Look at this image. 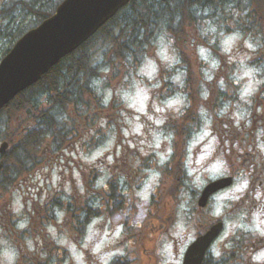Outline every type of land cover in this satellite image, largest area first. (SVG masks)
Listing matches in <instances>:
<instances>
[{
	"label": "rangeland",
	"instance_id": "1",
	"mask_svg": "<svg viewBox=\"0 0 264 264\" xmlns=\"http://www.w3.org/2000/svg\"><path fill=\"white\" fill-rule=\"evenodd\" d=\"M251 10H249V14ZM227 14L238 20L230 25L228 29L233 28L230 31L220 32L227 25V23H223L224 21L221 18H218L217 21L221 25L223 23L224 27L219 26L217 29V25L210 21L213 20L211 17L203 20L201 15V20L196 27L186 28L190 44L189 41L187 45L180 42L177 44L174 42L173 44V37L171 36L173 33L161 30L150 41L151 44L144 51L142 59L141 56L138 60L136 57L128 60L122 59L123 66L120 68H112V65L104 66L103 60L96 61V64L101 67V71L92 86L98 103L103 104L104 101V104L100 106L95 97L93 99L92 96L87 97L85 94L83 110H88V116L83 112L80 116L82 122H73L75 129L80 124L81 130L79 128L78 132L84 130L83 133L88 138H91V135L92 137L97 135L96 142L99 141V144L89 150L85 148L74 150L71 146L72 141L68 140L65 142L64 148L60 144L53 153H48L44 148L45 143L50 142L53 145L55 139L53 137L46 138L41 142L38 149L35 148L33 142L37 134L26 135L27 130L32 129L34 126L26 115H24V124L20 128H15L13 124L18 121L17 119L14 122H9L6 135L1 136L0 143L8 140L7 142L11 148L21 146L26 149L27 153L24 155L22 149L19 148V161L21 159L27 160L32 170L23 173L15 155H8L7 165L9 169L7 173L13 171L17 173V178L13 185H9L8 189H0V216L3 210V224L9 226L8 228L6 226L0 228V264H37L38 259L27 257V255L39 248V246H36L39 243V237L38 239L36 237L39 232L47 236V245L58 246L68 251L71 257L70 261H72L71 264H88L87 260L90 257L88 254L111 251L114 246L121 252L125 250L137 254L142 253L145 244L143 242L144 236L146 235L149 238L146 228L142 226L149 219L148 216L158 215L162 207L169 210L168 213L163 215V219L170 216L175 218L174 221L170 222L168 236L169 234L175 235L181 240L184 238V234H192V230L186 227L184 229L182 226L183 216L177 213V208L174 207L171 210L168 197L164 198L162 196L158 202L154 195L155 201L151 196L153 190L160 185L156 167L167 153L166 147L162 150L165 138L164 134L160 133L159 126L165 123L164 120L168 119L169 112H176L189 104L188 98L186 99L181 90L182 71L175 70L179 66V64L177 65L180 59L178 58L179 50L180 53L182 50L187 51V55L193 58V71L198 76V81L199 77L208 76L216 70L214 60L218 58L216 52H206L204 42L209 44L214 51L217 49L222 54L234 49V52L230 55H235L239 60L235 76L245 78L258 75L256 73L258 71L257 67L248 69L243 65V60L246 59L247 53L253 54L250 60L252 59V63L256 62V65H259L257 60L262 57L260 54L263 53V47L260 46L262 39L264 42V37H253L250 31L244 33L236 28L242 22L241 16H245L243 12L230 9ZM14 21H17V19ZM25 21L26 19H23L17 23L21 25ZM258 22L264 24V18L258 17ZM1 25L4 29L7 27V23L3 19H0ZM1 41H4V39L2 38ZM6 43L8 42L4 44ZM2 51L3 49H1L0 54ZM103 53V50H99L95 57H103ZM104 63L107 62L104 61ZM118 65L119 62L115 64V67ZM209 77V80L212 81L211 75ZM172 83L176 85L174 92L169 90ZM90 84L91 81L87 83V85ZM251 85L252 83H249L248 87L250 88ZM71 88L76 90L74 85H71ZM73 101L76 100L72 99L70 103L75 108L80 100L76 104ZM68 103L69 101L65 100L63 105ZM63 105L61 109L53 104H41L40 109H44L46 113H49V107L54 109L53 112L58 113L67 109ZM198 105L204 107L203 104L196 103L194 108H198ZM191 106H194L192 101ZM5 116L6 113L4 112L0 117V123H5L7 119ZM21 119L22 117L19 116V120ZM32 119L34 120L33 117ZM59 123L60 121H58ZM68 126L66 123L60 124L62 130L59 134L55 132L54 136L61 137L65 129L69 131ZM50 129L55 130L56 128ZM87 131H91L90 136ZM203 138L204 135L201 133L195 136L193 141H200ZM56 152L58 154L54 155ZM60 152H63L67 158H63ZM126 154L128 158L130 155L135 156L136 162L141 166L142 170L139 178L137 177V179L131 181L127 180L124 183L121 175L124 172L109 175L112 176L110 184L113 189V192L110 191L109 194L111 196L118 195L121 190L129 194V200L126 202H128V205L135 206L133 212L136 210L141 211V221H135L130 211L126 214L124 211L117 212L114 210V207L110 206L112 197L109 196L108 198V192L103 193L105 188L102 186L104 182L103 170L105 169L100 161L104 160L105 157L110 160L113 155L125 157ZM60 156V159H56ZM39 160L41 164L38 166ZM93 163H96L98 173L94 188H98L97 192L100 193L101 203H104V205H100V202H98L100 207L95 210L97 213L96 218L86 226L82 236H76L75 238L74 232L70 229L73 224L71 218L73 215L69 212L71 209L65 204L69 199L80 200L81 198V201H83L87 197L83 187L85 180L91 177L89 170ZM32 165L39 167L37 174H35L37 169H34L35 167ZM18 182H21V184ZM124 186L125 188H123ZM44 203H46V206L43 209ZM152 203H154V206H151ZM29 211L34 213H29ZM10 218L9 225L8 219ZM128 223L132 224L134 232H138L136 236H143L140 246L133 247L129 239L130 236L127 237V240H123V234H120L121 228L119 226L124 227ZM114 226L116 227L114 228ZM138 227L140 228L138 229ZM51 237H54V239ZM120 241H122V248L119 244ZM169 250V246H166L163 250L166 258L170 257ZM87 252L88 254H85ZM49 257L54 259L55 255H49ZM39 260H42V258H39ZM56 263H58L57 260L53 264Z\"/></svg>",
	"mask_w": 264,
	"mask_h": 264
},
{
	"label": "flooded vegetation",
	"instance_id": "2",
	"mask_svg": "<svg viewBox=\"0 0 264 264\" xmlns=\"http://www.w3.org/2000/svg\"><path fill=\"white\" fill-rule=\"evenodd\" d=\"M31 2L0 0V18L6 20L7 30L14 28V19L27 21L32 16V10L29 13ZM31 23L28 21L29 26ZM260 47H263L260 54L263 57L264 44ZM210 51L206 48V52ZM233 52L234 49L226 54L216 52L218 60H214L216 70L210 74L212 81L209 80L210 75L208 81L203 76L199 77V81L192 80L190 62L184 61L183 69L179 70L183 74L180 88L189 104L176 112H169L168 119L159 127L165 138L162 150L164 147L168 150L163 164L161 160V165L156 167L161 177L160 185L151 196L153 200L155 196L158 202L163 196L168 197V203L172 205L174 199L179 202L177 206L183 203L180 208L183 216L181 224L184 229L192 230V234H184L183 240L175 235L168 236V228L174 217L163 219L169 210L162 207L158 215L148 216L149 219L142 226L146 228L149 238L146 235L144 239L143 236H136L138 232H134L131 223L119 226L123 240L130 236L133 247L140 246L143 239L142 253L122 249L124 253L114 246L111 251L91 255L85 253L90 256L88 264H184L188 247L218 225L221 229L210 242L199 264H264V69L261 66L257 76H235L239 60L235 55H230ZM250 57L253 54L247 53L243 60L246 68L255 67ZM249 83H252L250 88ZM169 90L174 92L176 85L170 84ZM191 101L204 107L198 105L195 110L191 107ZM90 133L87 131L88 135ZM200 133L204 138L193 141ZM84 137V134H80L72 140L71 146L76 149L81 147L85 144ZM131 156L113 155L110 160L105 157L100 161L107 171L103 170V193L108 192V198L112 197L110 206L114 210L126 214L130 211L135 221H141V211L133 212L135 206L126 202L129 194L122 190L118 195L109 194L113 192L110 184L112 176L109 175L124 172L121 174L124 183L139 178L141 166L136 162V157ZM91 168L95 169L96 163ZM219 180H222L223 186L209 196L203 207H199L202 191ZM93 200V197L90 198L91 205L87 209L88 224L95 214L91 207L94 206ZM2 216L3 210L0 226L8 228L3 224ZM122 241L119 242L121 248ZM166 246L170 247L169 258L163 254ZM65 255L57 253L56 264H71L72 261ZM44 258L50 259L49 255ZM188 264H194V261L188 260Z\"/></svg>",
	"mask_w": 264,
	"mask_h": 264
},
{
	"label": "trees",
	"instance_id": "3",
	"mask_svg": "<svg viewBox=\"0 0 264 264\" xmlns=\"http://www.w3.org/2000/svg\"><path fill=\"white\" fill-rule=\"evenodd\" d=\"M40 4H30V9H37L38 12L48 10ZM230 9L243 12L245 15L241 16L243 23L241 22L237 26L248 30L252 29L258 33L264 32V24L258 22V17L264 18V0H132L91 39L63 58L59 64L42 76L40 81L18 94L4 108L3 112L6 113L5 118L7 119L5 123H0V138L6 135L10 121L14 122L17 119L18 121L13 124L15 128H20L24 123L22 119L19 120L21 113L24 111V115L30 116L27 113L29 104L39 105L43 96L48 95L52 104L59 108L62 107L65 100L70 102L72 99L76 100L73 101L75 104L80 100L78 103L83 107L85 105L83 96L90 92L87 83L97 74L91 70L96 51L103 50L102 58L109 63L122 59L128 60L132 57H136L138 60L156 31L172 32L171 36L175 44L178 42L187 44L186 28L196 27L201 20V15L203 18L211 17L212 21L217 23L219 22L216 19L221 18L223 23H227L225 30H230L228 28L236 20L227 14ZM249 10H251L250 14ZM223 23L222 25L219 23V25L224 27ZM71 85H74L76 90L71 88ZM96 102L98 103L97 99ZM48 111L49 113L44 112V115L41 113V121H37V125L35 124L31 132L26 133L27 136H32L35 134L32 132L37 130V137L33 142V146L37 149L43 140L50 137L55 139L53 147H59L65 137L71 134L65 129L61 137L54 136L55 132L58 134L61 132L60 124L68 125V123L63 120L65 111L58 113L53 112L54 109H48ZM58 121H60L59 124ZM16 147L10 155H15L16 160L19 161V148L22 149L24 155L27 151L21 146ZM18 163L23 173L32 169L27 160L21 159ZM8 169L9 167L5 166L3 170L7 171ZM2 178L4 179V177Z\"/></svg>",
	"mask_w": 264,
	"mask_h": 264
},
{
	"label": "water",
	"instance_id": "4",
	"mask_svg": "<svg viewBox=\"0 0 264 264\" xmlns=\"http://www.w3.org/2000/svg\"><path fill=\"white\" fill-rule=\"evenodd\" d=\"M129 1L64 0L52 17L24 35L0 63V109L85 42ZM6 147L3 144L0 151ZM212 191L208 187L203 198ZM213 236L207 234L195 246L204 248Z\"/></svg>",
	"mask_w": 264,
	"mask_h": 264
}]
</instances>
